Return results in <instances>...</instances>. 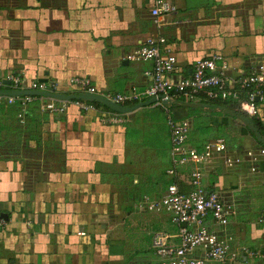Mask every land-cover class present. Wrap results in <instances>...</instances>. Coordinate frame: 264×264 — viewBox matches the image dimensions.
Instances as JSON below:
<instances>
[{"label": "crops", "instance_id": "0c3cea01", "mask_svg": "<svg viewBox=\"0 0 264 264\" xmlns=\"http://www.w3.org/2000/svg\"><path fill=\"white\" fill-rule=\"evenodd\" d=\"M169 1L176 12L154 17V0H0V77L21 76L25 88L32 80L55 81L66 94L76 91L70 78L81 75L100 92L142 90L153 61L127 55L159 35L167 39L162 52L177 56L176 78L215 52L223 55L228 77L264 61V0ZM2 97L0 212L7 219L0 264L103 263L97 244L116 239L115 214L122 212L116 199L159 198L172 182L169 126L165 131L143 119L145 108L117 112L119 121L108 122L103 110L73 103L61 114L30 105L21 121ZM224 105L181 94L168 109L190 120L191 144L222 136L230 154L244 158L231 168L209 167L204 182L234 206L225 231L236 245L260 252L246 255L249 264H264V155L253 162L246 153L264 148V104L258 116H247L251 122ZM191 168L180 169L182 190L191 189ZM138 204L140 213L170 216L141 211ZM124 206L131 215V206Z\"/></svg>", "mask_w": 264, "mask_h": 264}, {"label": "built area", "instance_id": "2783aa9c", "mask_svg": "<svg viewBox=\"0 0 264 264\" xmlns=\"http://www.w3.org/2000/svg\"><path fill=\"white\" fill-rule=\"evenodd\" d=\"M177 7L169 0H154L151 14L158 17L176 12ZM165 36H149L142 45L127 55L132 61H153V67L145 71L151 81L142 90L135 88L125 92H100L88 75L73 76L70 83L74 85V93L101 94L121 105H134L141 101L156 97L154 106L163 107L167 113V124L170 129L172 166L168 174L172 182L159 198L143 197L139 210L165 211L170 214L172 223L178 229L176 233H155L152 241L154 259L139 264H249L246 257L260 254L248 246H238L234 236L226 232L234 206L225 202L218 191L205 186L208 168H215L223 163L227 168L243 161L240 155L230 154L225 137L207 139L199 145L191 144V122L187 118H174L168 109L169 103L178 95L188 98L204 95L211 100H231L238 104L240 110L248 116L256 117L264 104V61L253 63L249 71L240 76L228 77L224 73L226 66L221 53L215 52L207 57L198 58L193 63L188 75L176 78L178 66L177 56L167 50L162 52L166 44ZM10 84L0 77V90H51L58 91V83L48 80H32L28 87H22L24 79L13 75ZM59 92V91H58ZM73 93V92H72ZM39 95L18 94L7 95L8 103L18 101L21 110L18 117L25 119L28 106ZM40 108L53 114L63 113L69 103L82 110L104 111L108 122H117V112L100 108L95 100L73 98L63 100L40 95ZM168 101V104L164 103ZM253 162L264 155V148L258 151L247 150ZM190 165V190L180 188V169ZM255 170V166L252 167ZM5 219L0 212V229ZM82 233V232H80ZM176 239V240H174Z\"/></svg>", "mask_w": 264, "mask_h": 264}, {"label": "rangeland", "instance_id": "374dc122", "mask_svg": "<svg viewBox=\"0 0 264 264\" xmlns=\"http://www.w3.org/2000/svg\"><path fill=\"white\" fill-rule=\"evenodd\" d=\"M152 105L141 107V109L145 108L141 111L143 113L142 118L150 117L152 121L157 122L155 126L160 124L167 131L166 112L160 106L154 107ZM131 200L132 202L128 203V201L124 202L123 198H117L116 203H114V205L116 204L115 207L122 209V212L115 214L117 224L113 237L116 239L98 241L97 246L104 257L101 264H139L153 257L152 241L158 230L163 229L166 233H176L178 230L171 222L170 216L160 212L140 213L136 207L140 199ZM125 204L131 206L129 209V212H132L131 215H126Z\"/></svg>", "mask_w": 264, "mask_h": 264}, {"label": "water", "instance_id": "95a60500", "mask_svg": "<svg viewBox=\"0 0 264 264\" xmlns=\"http://www.w3.org/2000/svg\"><path fill=\"white\" fill-rule=\"evenodd\" d=\"M4 82L6 84H10L9 79H5ZM18 94H32V95H44L51 98L63 99V100H70L73 98H82L88 100H95L97 102L103 103L105 106L111 108L112 110L118 113H130L133 112L143 106H147L155 102L156 97L150 98L145 101H141L134 105H121L114 101L109 100L108 98L104 97L101 94L96 93H71L66 94L63 92L58 91H51V90H0V96H7V95H18ZM164 103L168 104V101H164ZM244 120L246 122H251L249 117L244 116ZM1 216L4 219H7V215L5 213H1Z\"/></svg>", "mask_w": 264, "mask_h": 264}, {"label": "trees", "instance_id": "16d2710c", "mask_svg": "<svg viewBox=\"0 0 264 264\" xmlns=\"http://www.w3.org/2000/svg\"><path fill=\"white\" fill-rule=\"evenodd\" d=\"M4 97H0V100H2ZM40 100H41V96L39 95V96H37L36 98H35V100L34 101H32L31 103H30V105L32 106V107H38L39 105H40ZM220 100V99H219ZM220 101H223L224 102V106H226V107H228L229 109H231L232 111H233V113L234 114H236V115H238V116H248V115H246L245 113H243L241 110H240V108H239V106H238V104L237 103H235V102H233V101H231V100H220ZM99 107H101V108H104V109H106V110H109V111H114V110H112L111 108H109V107H107V106H105L103 103H96ZM4 105V103L3 102H1L0 101V108L1 109H3V106ZM7 106H12V110L16 113V114H18L19 113V111L21 110V105H20V103L18 102V101H16V102H14V103H12V104H6ZM29 105V106H30ZM28 112V111H27ZM27 112H26V114H27ZM114 112H116V111H114ZM14 113V114H15ZM172 114V113H171ZM173 115V114H172ZM18 116V115H17ZM173 117L174 118H178V117H175L174 115H173ZM261 126V125H260ZM261 133V132H260ZM0 143H1V139H0Z\"/></svg>", "mask_w": 264, "mask_h": 264}]
</instances>
